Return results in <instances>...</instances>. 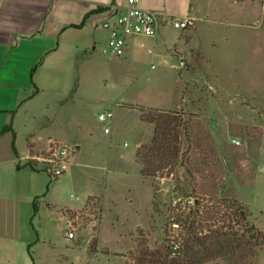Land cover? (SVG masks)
Wrapping results in <instances>:
<instances>
[{
	"label": "rangeland",
	"instance_id": "374dc122",
	"mask_svg": "<svg viewBox=\"0 0 264 264\" xmlns=\"http://www.w3.org/2000/svg\"><path fill=\"white\" fill-rule=\"evenodd\" d=\"M192 16L190 29L206 26L188 45L175 40L168 50L159 42L151 52L150 42L139 43L123 59L103 27L97 51H68L73 58L56 67L63 94H48L50 105L38 107L44 126L35 133L54 136L39 144L36 159L60 176L30 218L36 264H142L148 252L175 255L184 232L177 218L205 224L208 210L229 218V198L264 233V0H194ZM138 105L181 108L193 120L175 168L142 174L137 149L155 124L142 120ZM107 109L116 111L111 133L98 118ZM18 143L23 148V135ZM246 221L232 223L235 231ZM0 264L34 261L27 244L0 238ZM203 264H264V242H241Z\"/></svg>",
	"mask_w": 264,
	"mask_h": 264
},
{
	"label": "crops",
	"instance_id": "0c3cea01",
	"mask_svg": "<svg viewBox=\"0 0 264 264\" xmlns=\"http://www.w3.org/2000/svg\"><path fill=\"white\" fill-rule=\"evenodd\" d=\"M124 2L0 0V238L21 241L28 248L36 240L30 227L33 201L50 176L25 163L38 157L37 147L44 139L54 137L48 134L40 139L35 133L44 126L38 107L50 105L48 94H63V89H58L63 75L56 67H65L74 51L84 50L85 55L97 51L104 32L102 21ZM142 5L184 17L192 15L194 0H142ZM200 26L194 30L163 26L155 37L131 38L121 57L133 53L139 43L150 42L153 52L159 42L168 50L175 40L183 39L188 45ZM9 125L16 131L18 155L12 145L13 131L6 129ZM20 135L25 138L23 148L18 143Z\"/></svg>",
	"mask_w": 264,
	"mask_h": 264
},
{
	"label": "trees",
	"instance_id": "16d2710c",
	"mask_svg": "<svg viewBox=\"0 0 264 264\" xmlns=\"http://www.w3.org/2000/svg\"><path fill=\"white\" fill-rule=\"evenodd\" d=\"M138 107L141 109L142 120L155 124L151 141L142 143L137 149V158L142 162V174L155 175L160 170L175 168L179 163H182L181 160L185 156L183 140L184 137L187 140L191 139L189 132H191L193 120L187 117L181 108L173 110L164 107L140 105ZM6 129L13 131L12 145L18 155L16 131L12 125L7 126ZM25 165H29L34 170H46L50 176L46 191L34 198L33 215H35L40 210L39 197L48 192L51 182L58 179L60 174L47 166L39 167L36 158H29ZM66 171L64 168L62 174ZM229 199V205L226 204L231 211L229 218L222 214V210H208L205 224L202 220L198 222L196 219H190V216L183 222L182 218H177L178 222L181 221L184 232H182L183 239L180 245H177L176 242L173 244L176 247V254L172 255L171 250L159 254L148 252L147 256H150L142 264H146V262L147 264H203L208 260H217L220 255L239 246L241 242L248 243L255 240L263 243L264 233L249 220L251 212L249 213L237 199ZM239 218L247 220L241 233L235 231V227L232 225ZM32 245L33 242L29 244V252L36 264L31 249ZM224 257L226 256L224 255ZM228 258L230 259V256Z\"/></svg>",
	"mask_w": 264,
	"mask_h": 264
},
{
	"label": "built area",
	"instance_id": "2783aa9c",
	"mask_svg": "<svg viewBox=\"0 0 264 264\" xmlns=\"http://www.w3.org/2000/svg\"><path fill=\"white\" fill-rule=\"evenodd\" d=\"M193 22L194 17L192 15L183 17L144 7L142 0H125L120 9L114 10L102 21V26L109 31L110 50L116 55L123 56L127 52L130 38L155 37L163 26L187 28ZM150 51L153 52V48H150ZM115 115L114 109H107L99 113V120L107 123L104 127L105 133H111V124ZM67 233L73 237L75 230H68Z\"/></svg>",
	"mask_w": 264,
	"mask_h": 264
}]
</instances>
